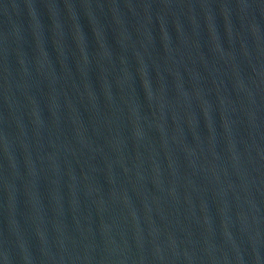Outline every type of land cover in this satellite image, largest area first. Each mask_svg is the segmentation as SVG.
<instances>
[{"label":"water","instance_id":"water-1","mask_svg":"<svg viewBox=\"0 0 264 264\" xmlns=\"http://www.w3.org/2000/svg\"><path fill=\"white\" fill-rule=\"evenodd\" d=\"M0 264H264V0H0Z\"/></svg>","mask_w":264,"mask_h":264}]
</instances>
